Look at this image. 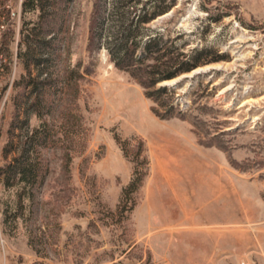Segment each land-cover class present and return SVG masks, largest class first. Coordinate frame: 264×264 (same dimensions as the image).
<instances>
[{
    "label": "rangeland",
    "instance_id": "1",
    "mask_svg": "<svg viewBox=\"0 0 264 264\" xmlns=\"http://www.w3.org/2000/svg\"><path fill=\"white\" fill-rule=\"evenodd\" d=\"M23 2L0 0V264H264V0ZM152 10L146 34L220 58L156 84L164 107L91 41ZM42 125L37 183L6 185Z\"/></svg>",
    "mask_w": 264,
    "mask_h": 264
},
{
    "label": "trees",
    "instance_id": "2",
    "mask_svg": "<svg viewBox=\"0 0 264 264\" xmlns=\"http://www.w3.org/2000/svg\"><path fill=\"white\" fill-rule=\"evenodd\" d=\"M41 2L42 0H24L23 11L33 10ZM163 12L158 10L144 12L143 15H138L137 20H93L91 30V41L98 48H105L114 66L128 72L146 90V96L158 103L163 95L172 90L165 86L156 88V84L188 72L199 65L220 59L208 58L206 48L195 47L191 53L185 55L180 51L181 47L169 43L163 33L153 31L146 34L144 25ZM25 56L27 67L29 65L38 67L42 63L43 58H36L31 46H28ZM41 74L42 72H38V75ZM27 83L28 86H33L30 93L35 95L30 108L40 115L48 107L42 88L50 83L44 81L38 85V82L34 83L31 79ZM158 105L166 106L162 103ZM172 111L171 108L165 114H159L156 110L154 112L166 118L172 115ZM48 138L49 133L43 125L32 131L17 151V156L1 171L5 176L6 185H12L10 179L25 186H33L37 183L39 173L37 148L45 146ZM134 175L123 190L126 196L136 191L141 183V174Z\"/></svg>",
    "mask_w": 264,
    "mask_h": 264
},
{
    "label": "built area",
    "instance_id": "3",
    "mask_svg": "<svg viewBox=\"0 0 264 264\" xmlns=\"http://www.w3.org/2000/svg\"><path fill=\"white\" fill-rule=\"evenodd\" d=\"M21 1V0H20ZM11 14L14 15L13 11H11ZM1 55V54H0ZM2 58H0V75L3 72V68H4V64H3V60H1ZM240 264H250V262H248L247 260H241Z\"/></svg>",
    "mask_w": 264,
    "mask_h": 264
}]
</instances>
